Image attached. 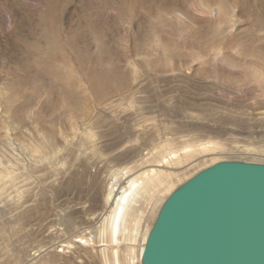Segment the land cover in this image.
<instances>
[{
  "label": "bare ground",
  "instance_id": "1",
  "mask_svg": "<svg viewBox=\"0 0 264 264\" xmlns=\"http://www.w3.org/2000/svg\"><path fill=\"white\" fill-rule=\"evenodd\" d=\"M8 1L0 0V10L12 24V21H19L22 16ZM85 1L86 8L77 11L78 24L72 28L61 14L64 6L72 3V0H28L27 3L38 9L37 28L41 30V41L38 43L35 40L34 32L31 31L32 23L31 34H21V24L14 30L15 39H23L27 45L25 61H15L14 65L28 71L30 63L27 60L38 63L36 61L41 59L40 54L54 51L56 43L64 41L58 35V26L69 28L65 42L75 52L82 71L86 72L88 86L71 81L67 85L69 88L59 87L51 85L48 80L40 87L33 85L32 91L24 93L20 102L18 97L25 88V82L17 78V81L0 79V130H9L6 134L0 131V151L8 150L5 161L0 156V264H142L145 244L161 206L181 184L221 160L264 163V159H251L250 156L248 158L251 160L227 159L225 152L232 148L243 153L264 154V146L227 144L222 135L219 138L220 133L199 103L190 107L187 104L188 108L184 110L190 113L188 115L193 120L206 121L204 126L210 134L208 139H199L196 135L186 138L177 134V138L163 135L162 141L158 142L154 136H149L151 126L141 123L140 128L134 127L132 123L131 130L127 129L123 137H119V133L115 135L116 126L123 125L127 118L124 114L126 111H122L121 107L130 103L131 108L139 109L136 104L142 99L136 96L139 91L133 84L137 79L136 72L133 71L130 77L121 69L122 60L127 65L131 64V51L136 52V55L143 51L148 56H158V60L164 63L156 60L159 62L157 68H167L165 71L169 67V71L177 73L182 70L174 60L184 55L182 47L188 42L183 36L173 37L163 30L162 22L170 18L179 24L188 15H195V24L208 22L211 30L202 35L211 32L216 34L217 53L222 52L219 50H222L221 44L218 45L220 34H228L230 54H225L224 60L232 61L231 58L235 56L254 57L257 63L252 62L254 66L250 63L253 67L249 71L246 63L244 69L248 73L242 77L249 78L253 83L255 81L257 87L264 86V32H260L259 36L256 32L264 31V0ZM257 6L261 7L258 8L260 13L255 11ZM106 8L115 11L111 20L97 17V11ZM71 12L73 14L74 9ZM245 16L248 19L251 17L260 28L256 30L251 26L250 30L246 29L251 33L240 37L239 25ZM150 17L161 18V24L150 27ZM113 19L124 26L129 21L130 26L126 27L124 34H114L115 30L112 32ZM88 33L93 39V46H87L84 40ZM127 34H131L130 46L123 37H128ZM3 38L0 33V40ZM117 46L125 49L122 51L124 54L119 52L120 49L117 50ZM185 48L184 51L187 50ZM4 53L2 51V56H5ZM260 63V66L256 65ZM64 65L68 72H72L69 63ZM34 77L40 78L37 75ZM35 78L34 82L38 81ZM112 97L113 100H110ZM125 98L129 100L122 103ZM60 108L68 109L65 113L67 120L62 123L60 114L58 118L55 115V111L59 113ZM251 114L253 116L249 117L253 121L264 123V110ZM9 125L12 128L7 127ZM187 125L184 127L188 131L196 129L195 126ZM16 138L22 146V151L17 155L9 152L10 146L15 149ZM132 138H136L139 143L129 145ZM80 176L81 181L83 177L89 183H98L100 180V188L93 196L92 193L87 194V190L86 193L72 196V199L69 197L67 208L57 207L53 218H46L48 215L41 209V203L47 199L48 193L53 195V192H59L65 183L68 185L65 188L67 190ZM42 213L45 222L40 219ZM55 215L57 218H54ZM19 233L22 238L27 237L28 241L20 245L21 248L13 249V237ZM32 241L37 245L32 246ZM35 248L36 251L32 252Z\"/></svg>",
  "mask_w": 264,
  "mask_h": 264
},
{
  "label": "rangeland",
  "instance_id": "2",
  "mask_svg": "<svg viewBox=\"0 0 264 264\" xmlns=\"http://www.w3.org/2000/svg\"><path fill=\"white\" fill-rule=\"evenodd\" d=\"M8 2L11 7H14L16 10H19L22 17L19 21H12V24H9V22L6 20V16H4V14H2L0 10L1 12L0 33L4 37L3 40H0V79L4 80L5 78H7L6 80L9 81L12 79L16 80L17 78L18 81L25 82V88L22 89V93H20L18 100L21 102L20 99H22L24 93L28 91H32L33 85L40 87L44 83H47L48 80L51 81L50 82L51 85H56L59 87L65 86L69 88V86L67 85H70L71 81L72 82L77 81V84L81 83L85 86H88V78L86 72L82 71L80 62L75 52L73 51L71 46L67 42H65L67 37L66 32H69L70 29L69 28L65 29L64 26L62 25L58 26L59 28L58 35L59 37L61 36V38L64 41L63 42L59 41L58 43H56V49L54 50L55 52L52 50L54 53L52 51L50 52V50L44 51L43 54H40L42 56V57L40 56L41 59L36 61L38 63H35L32 60L28 62L27 60V63H30L27 66L28 71H24L23 69H21L22 67L19 68L17 64L14 65L15 61L23 63L26 59L25 56L27 53V45L24 43L23 39H21L20 41L15 39L14 37L15 27L20 24L23 26L25 30L23 28L22 29L19 28L21 34L22 33L31 34V31L33 30L35 40H37L38 43L39 41H41L40 39L41 35H39L41 30L40 28H37V24L39 23V19H37L38 17L37 6L27 3L28 0L26 2H20V0H11V1L9 0ZM85 2H86L85 0L82 1L72 0V3H69L66 6H64V8L61 11V14L63 15L62 17L67 19V25L70 24L72 28L77 26L78 24L77 11L86 8ZM258 8L261 9V7L257 6L255 11L257 12L259 11L260 13L261 11L260 9L258 10ZM73 9L74 12L72 14L71 11H73ZM69 12L70 15H68ZM114 12L115 11H111V9L106 8L104 10H101L100 12L97 11V17H102V18L105 17L111 20L112 18H114ZM25 13H27L28 15L27 14L25 15ZM171 19L173 18L164 21L167 22L166 24L162 22L161 18L157 19L156 17H150L149 21H152L150 27H157L162 22L161 26L163 30H166V32L169 33L171 36L173 37L183 36L187 40L188 43H186V45L184 44V46L186 47L185 49H187L185 50L186 52L183 50L184 46L183 47L181 46L183 49L182 48L180 49H182V53H184V55L181 54L183 55L182 57L180 56V58H177L176 61L174 60V62H177V65L179 64V66H181L182 73L178 72L179 73L178 74L177 72L169 71L170 67L166 71L165 69L167 68L164 67L162 68L160 66L157 68L159 62L161 61L162 63L163 61L161 59L158 60V56H154V55L148 56V54L147 55L144 54L143 51H141L143 55L141 52H139L140 54H138L137 52L138 55H136V52L131 51L130 53L131 59L129 60L131 64L129 63L127 65L122 60L121 62H123L122 63L123 66H121V69L123 73L129 75L130 77L133 71L136 72L137 79L136 81L133 82V84H135L134 85L135 89L138 88L139 91L136 93V96L142 99L141 102H138L136 104L139 107V109L131 108L130 103H126L124 107L123 106L121 107L122 111H126V113L124 114L127 115V118L123 122L124 124L125 123L126 124L116 126L117 132L115 133V135L117 136V134L119 133L118 136L123 137V134L126 135L125 134L126 131L128 130L130 131L131 130L130 128L133 125L134 127L136 125L137 128H140L141 124H144L147 125L148 127L151 126L150 127L151 129L149 131V136H154L158 142L162 141L161 137L163 138V135L167 137L177 138V134L183 135L186 138L196 135L197 137H199V139L202 138L208 139L207 137L210 134L206 132L207 127L204 126L206 125V121L203 122L198 120L195 121L189 117L188 114L190 113L187 114V111L184 110L188 108V106L190 107L194 103L195 104L199 103L201 109L207 110L204 111L207 114H209L208 117H210L209 119L211 120V124L215 125V129L217 130L218 134L220 133L219 135L220 137L215 133H213V135H216L219 138H222L223 136L222 139L227 144L232 146L233 145L236 146V144L237 145L250 144L251 146H258V147L264 146V139H263L264 123H259V122L257 123L255 120L253 121L249 117V115L253 116L251 113L264 110V98L262 99V97H264V86L257 87V85H255V81L253 83V81L248 80L249 78L246 79L245 77H242L244 74L248 73L247 70L249 71V68H252L255 65L252 62L257 63V60H255L254 57L252 56L251 57L246 56L245 58L235 56L236 58L235 57L231 58L232 61H225L223 58L225 54H230V50H229L230 36L228 34L225 35V32L220 34L218 45L221 44L222 50L221 49L219 50L220 52L221 51L222 52L217 53L215 51V45L218 40L216 34L214 32H211L212 34L209 33L208 35L205 36L202 35L203 33L209 31V29L211 30V27L208 28V22H203L202 25L195 24V20H196L195 15H188L187 18H184L181 22L179 21L180 22L179 24H175L173 21L174 19L173 20ZM113 22L114 23L112 27V32L115 30V32H113L114 34H117L119 32H121V34H124L126 27L130 26L129 21L126 23L127 26L118 23L114 19ZM172 22L175 24V26L174 24H171ZM31 23L33 24L32 29L30 28ZM144 24H146L145 21ZM257 24L258 23L256 21H253L251 17L248 19V17L245 16L243 19V23L239 25L240 28L239 30L241 31L239 33V35L241 34L240 37H243L246 34H250L251 32L249 30L251 26L252 28L258 30L260 27ZM170 25L173 26L174 29L173 27L168 28L170 27ZM248 28L249 30H246ZM3 32L5 33L3 34ZM256 32H258L257 35L259 36L260 32L263 34L264 31H256ZM127 35L128 37H125L124 35L123 37L124 39L126 38L127 45L130 46L131 34H127ZM84 38H85L84 40L87 42L86 43L87 46L94 45L93 39L91 38V35L89 33L86 34ZM113 46L114 48H116L115 44H113ZM4 47L6 48L5 50H3ZM224 48L226 49L224 50ZM118 49H120L119 52L124 54L122 51L125 49H121L120 47H118L117 50ZM2 51L5 52L4 53L5 56H2ZM194 51H197L196 52L197 56L194 54ZM47 56L50 57L47 58ZM156 60L159 62H157ZM233 61L234 63H232L233 65H231V62ZM238 61L240 62L239 64L236 65ZM66 63L70 64L72 72H68V69L65 68L64 64ZM244 63L245 65L243 66ZM246 63L247 65H249V67L246 66ZM250 63L253 66L250 65ZM258 63H259V59H258ZM37 64H41L39 65L41 66V68ZM256 65L260 66L261 63ZM245 66L247 70L244 69ZM38 67L40 69H42L43 67V71L40 72V69ZM38 69H39L38 72L39 74L37 73ZM163 69L164 71H162ZM35 75H37V77L40 76V78L39 77L35 78L34 77ZM34 78L37 79L38 81L40 80L41 82H38L36 80L34 82ZM133 84L132 87H134ZM110 100H113V97ZM127 100L129 99L126 98L123 99L122 103L127 102ZM58 111L59 113L55 111V115L57 116L58 114H60L59 120L61 121V123L63 121H66L67 118L65 117V113L68 112V109L60 108L58 109ZM149 117L151 118L153 117L154 119L153 120L145 119ZM186 125L190 127L195 126L194 128L196 129H192V131L191 130L188 131V129H185L184 127ZM67 126L68 125H66V127ZM7 127L12 128V125H9ZM0 131L6 134V132L9 130L5 128H1ZM158 134H161L162 136L159 135L160 138H158ZM232 136L233 138H231ZM17 140L19 139L16 138L15 139L16 144L14 143L16 150L13 148V146H10L12 152L9 151L10 153H13L15 155L19 154L22 151L21 142L20 141L17 142ZM138 143L139 141L136 138H132L129 145L138 144ZM135 148L136 147H134V149ZM237 150L238 149L236 148H232V150L225 152V155L228 156L227 159H249L251 157L264 159V154H260V153L250 154L246 152L243 153V151H241L242 152L241 153L240 150H238L237 153ZM7 152L8 150L6 152L0 151V156L2 157L1 159H3V161H5L4 159H6ZM104 174L105 173H103V176ZM37 175L38 174H36V176ZM40 175H42V173ZM77 178L74 182H72L71 187L69 186L67 188V190L70 189L69 191L65 189L68 186L65 183L64 186H62L63 188L62 187L61 189L59 188V192L56 193L53 192V195L52 193H48V196H46L47 199H45V201L41 203V209L43 210V212L46 211L45 215H48L46 218L52 219L54 213H56L55 211L58 210L57 207L59 209L67 208V206H69L68 204L69 197H71L72 199V196L78 195L79 193H86L87 190H88L87 194L92 193L93 196V193L97 191L101 186L100 180H98V183L96 181L94 183L91 182L92 183L91 184L83 177L81 181L80 180L81 176ZM82 187H85L86 190L81 189ZM45 215L43 213L40 214V219L43 222L46 221L44 217ZM54 218H57V215H55ZM27 241H28L27 237L22 238V234L19 233L13 237L14 243L12 244L11 247L13 249L18 247L21 248V246L24 243L26 244ZM30 244L32 246L37 245V243L35 242L34 244L33 241ZM36 249L37 248L33 249L32 252L36 251Z\"/></svg>",
  "mask_w": 264,
  "mask_h": 264
},
{
  "label": "water",
  "instance_id": "3",
  "mask_svg": "<svg viewBox=\"0 0 264 264\" xmlns=\"http://www.w3.org/2000/svg\"><path fill=\"white\" fill-rule=\"evenodd\" d=\"M142 264H264V163L223 160L162 204Z\"/></svg>",
  "mask_w": 264,
  "mask_h": 264
}]
</instances>
